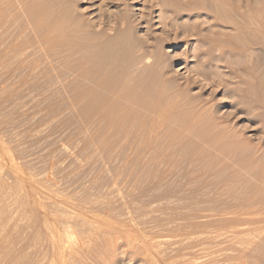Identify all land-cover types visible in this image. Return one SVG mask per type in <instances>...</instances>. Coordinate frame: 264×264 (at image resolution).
Wrapping results in <instances>:
<instances>
[{
	"label": "rangeland",
	"instance_id": "374dc122",
	"mask_svg": "<svg viewBox=\"0 0 264 264\" xmlns=\"http://www.w3.org/2000/svg\"><path fill=\"white\" fill-rule=\"evenodd\" d=\"M64 1L0 0V264H264V1Z\"/></svg>",
	"mask_w": 264,
	"mask_h": 264
},
{
	"label": "bare ground",
	"instance_id": "6f19581e",
	"mask_svg": "<svg viewBox=\"0 0 264 264\" xmlns=\"http://www.w3.org/2000/svg\"><path fill=\"white\" fill-rule=\"evenodd\" d=\"M62 1H63V0H62ZM65 1H67V2H65ZM65 1H64V4L69 2V3H70V4L68 3L69 6L71 5V3H73V1H70V0H65ZM126 1H127V0H126ZM147 1H148V0H147ZM151 1H152V0H151ZM155 1H159V0H155ZM161 1H162V0H161ZM179 1H180V0H179ZM182 1H183V0H182ZM187 1H188V0H187ZM220 1H224V0H220ZM225 1H226V0H225ZM240 1H241V0H240ZM247 1L250 2V3H249L247 6H245V7L243 6V8H242V10H241V13H242L244 16H246V15H247V16L251 15V17L253 16V17L256 18L257 11H258L259 9L257 10L256 6H255L254 3H253V0H252V1L247 0ZM247 1L245 0V3H246ZM254 1H255V0H254ZM262 1H264V0H262ZM262 1H261V2H262ZM74 2H75V1H74ZM189 2H191V1H189ZM243 2H244V1H243ZM151 3H152V2H151ZM151 3H150V4H151ZM186 3H188V2H186ZM219 3H220V2H219ZM236 3H237V2H236ZM62 4H63V2H62ZM75 4H76V3H74V5H75ZM123 4H124V3H123ZM125 4H126V3H125ZM188 4H189V3H188ZM221 4H222V3H221ZM243 4H244V3H243ZM246 4H247V3H246ZM30 5H31V4H30ZM128 5H129V4H128ZM177 5H178V4H177ZM186 5H187V4H186ZM261 5H262V3H261ZM155 6H156V4H155ZM159 6H160V5H159ZM211 6H212V5H211ZM231 6H232V5H231ZM236 6H237V5H236ZM236 6H235V7H236ZM67 7H68V5H67ZM72 7H73V6H72ZM72 7H71V8H72ZM172 7H173V6H172ZM186 7H187V6H186ZM74 8H75V7H74ZM127 8H128V7H127ZM146 8H148V7H146ZM150 8H151V7H150ZM164 8H165V7H164ZM166 8H167V7H166ZM175 8H176V7H175ZM181 8H182V7H181ZM262 8H263V7H262ZM68 9H70V8L68 7ZM160 9H161V7H160ZM198 9H199V8H198ZM203 9H204V8H203ZM222 9H223V8H222ZM240 9H241V8H239V11H240ZM263 9H264V8H263ZM64 10H65V9H64ZM71 10H72V9H71ZM124 10H126V8H124ZM166 10H167V9H166ZM194 10H195V9H194ZM220 10H221V9H220ZM220 10H219V11H220ZM229 10H230V9H229ZM121 11H122V10H121ZM128 11H129V10H128ZM144 11H145V10H144ZM146 11H148V10H146ZM163 11H164V9H163ZM124 12H125V11H124ZM174 12L176 13V11H174ZM188 12H189V11H188ZM200 12H201V11H200ZM221 12H222V11H221ZM221 12H220V13H221ZM235 12H236V10H235ZM260 12H261V11H260ZM65 13H66V12H65ZM72 13H73V12H72ZM72 13H71V14H72ZM142 13H143V14L141 15V17H144L146 14H145L143 11H142ZM149 13H150V11H149ZM165 13H166V12H165ZM192 13H193V12H192ZM232 13H233V12H232ZM239 13H240V12H239ZM61 14H62V13H61ZM74 14H75V13H74ZM116 14H117V13H116ZM161 14H162V12H161ZM177 14H178V12H177ZM188 14H189V13H188ZM222 14H223V13H222ZM234 14H235V13H234ZM242 14H241V15H242ZM64 15H65V14H64ZM78 15H79V14H78ZM117 15H118V14H117ZM123 15H127V17L125 16V17L123 18V16H120L119 18H120V19H121V18H122V19H126L125 22H124V24L127 23L129 26H130V24H131V26H133L131 17L128 18L127 10H126L125 14H123ZM129 15H130V14H129ZM147 15H148V13H147ZM203 15H204V14H203ZM216 15H217V14H216ZM229 15H230V14H229ZM70 16H71V15H70ZM73 16H74V15H73ZM106 16H107V15H106ZM148 16H149V15H148ZM198 16H199V15H198ZM206 16H207V15H206ZM230 16H231V15H230ZM235 16H237V15H235ZM66 17H67V16H66ZM223 17L225 18V16H223ZM251 17H249V18L252 19L253 17H252V18H251ZM68 18H69V17H68ZM71 18H72V17H71ZM104 18H105V17H104ZM107 18H109V17L107 16ZM107 18H106V19H107ZM117 18H118V17H117ZM119 18H118V19H119ZM207 18H208V16H207ZM224 18H223V19H224ZM255 18H253V19H255ZM110 19H112V18H110ZM110 19H109V20H110ZM130 19H131V22H130ZM142 19H143V18H142ZM164 19H165V18H164ZM205 19H206V18H205ZM208 19H209V18H208ZM208 19H207V20H208ZM213 19H214V18H213ZM219 19H220V18H218V20H219ZM227 19H229V18H227ZM247 19H248V18H247ZM257 19H258V18H257ZM101 20H102V21H101V24L103 23L104 27L109 26V25H108L109 23H108L105 19L103 20V18H102ZM162 20H163V19H162ZM165 20H166V19H165ZM165 20H164V21H165ZM199 20H200V19H199ZM201 20H202V19H201ZM115 21H116V20H115ZM128 21L130 22V24H129ZM145 21H146V20H145ZM148 21H149V20H148ZM261 21H262V18H261ZM166 22H167V20L164 22L165 24H164V23H163V24L166 25ZM197 22H198V20H197ZM203 22H204V21H203ZM211 22H212V20H211ZM218 22H219V21H218ZM247 22H248V21H247ZM254 22H255V20H254ZM257 22H258V21H257ZM56 23H57V22H56ZM56 23H55V24H56ZM62 23H63V22H62ZM75 23H76V22H75ZM59 24H60V23H59ZM83 24H84V23H83ZM119 24H122V27H124L123 21L120 22ZM198 24H199V23H198ZM211 24H212V23H211ZM225 24H226V23H225ZM236 24H237V23H236ZM239 24H241V23H239ZM239 24H237V25H239ZM248 24H250V23H248ZM128 25H125V27H126V26L128 27ZM193 25H194V24H193ZM73 26H74V25H73ZM110 26H111L110 28H112V29H111L112 32H113V29L116 28V27L118 28V30L120 29V28H119L120 26H119V27H118V26H116V27L114 26V27H113V24H111ZM131 26H130V29H128L129 31H131V29H132ZM200 26H201V25H198L199 28L202 27V26H201V27H200ZM206 26H207V25H206ZM253 26H254V25H253ZM65 27H66V26H65ZM75 27H76V26H75ZM75 27H74V28H75ZM122 27H121V28H122ZM148 27H149V26H148ZM165 27L168 28V29H167V28L165 29V34L167 35V38H165L163 41H161V43H163L164 41L167 42V41H170V40L177 41V40H178V37H179V35H178V30H179L180 27L178 28L177 26H175L174 23H172L171 26H170V24L168 23L167 26H165ZM198 27H196V29H197ZM214 27H215V26H214ZM218 27H219V26H218ZM226 27H227V26H226ZM239 27H240V26H239ZM257 27H258V26H257ZM260 27H261V26H260ZM69 28H70V27H69ZM71 28H72V27H71ZM117 28H116V30H117ZM128 28H129V27H128ZM236 28H237V27H236ZM254 28H255V27H254ZM122 29H123V28H122ZM126 29H127V28H126ZM126 29H123V30H126ZM149 29H150V28H149ZM239 29H240V28H239ZM256 29H257V28H256ZM89 30H90V29H89ZM116 30H114V31L117 32L118 30H117V31H116ZM133 30H134V29H133ZM133 30H132V32H133ZM146 30H147V29H146ZM216 30H217V29H216ZM233 30H234V29H233ZM251 30H252V28H251ZM253 30H254V29H253ZM57 31H58V30H57ZM93 31H94V30H93ZM129 31H128V33H129ZM147 31H148V30H147ZM187 31H188V30L186 29V33H187ZM194 31H195V29H194ZM194 31H192L193 34L195 33ZM207 31H208V30H207ZM214 31H215V30H214ZM221 31H222V30H221ZM234 31H235V30H234ZM78 32H79V30H78ZM115 32H113V33H115ZM118 32H120V31H118ZM132 32H130L129 34L132 35V34H133ZM150 32H151V31H150ZM189 32H190V31H189ZM189 32H188V33H189ZM196 32H197V31H196ZM203 32H204V31H203ZM251 32H253V31H251ZM74 33H75V32H74ZM81 33H82V32H81ZM87 33H88V34H87ZM87 33H86L87 36H86V34H85V37L87 38V40L93 41L92 38H93L94 36H92V35L89 33V31H88ZM106 33H107V32H106ZM135 33H136V32H135ZM135 33H134V34H135ZM148 33H149V32H148ZM173 33H174V35H175L174 37H172V34H173ZM179 33H180V32H179ZM241 33H242V32H241ZM75 34H76V33H75ZM82 34H83V33H82ZM97 34H98V33L95 34V35H96L95 37H97L98 35H100V34H98V35H97ZM115 34H116V33H115ZM134 34H133V39H134V37H136V35L134 36ZM150 34H151V33H150ZM163 34H164V33H163ZM195 34H196V33H195ZM195 34H194V35H195ZM203 34H204V33H203ZM221 34H222V33H221ZM230 34H232V33H230ZM237 34H238V33H237ZM244 34H245V33H244ZM256 34H257V33H256ZM77 35H78V37H81L80 34H76V36H77ZM111 35H112V34H111ZM131 35H130V36H131ZM145 35H146V34H145ZM201 35H202V34H201ZM65 36H66V35H65ZM68 36H69V35H68ZM109 36H110V35H108V38H109ZM112 36H113V35H112ZM112 36H111L110 38H112ZM118 36H119V35H118ZM126 36H127V35H126ZM152 36H153V35H152ZM160 36H161V35H160ZM160 36H159V37H160ZM232 36H233V35H232ZM250 36H251V35H250ZM98 37H99V36H98ZM103 37H105V36H103ZM114 37H116V38H113V41L117 42V41H116V39L118 38L117 35H114ZM119 37H120V36H119ZM146 37L149 38V34H147ZM154 37H155V36H154ZM156 37H158V36H156ZM251 37H252V36H251ZM131 38H132V37H131ZM150 38H151V37H150ZM152 38H153V37H152ZM152 38H151V39H152ZM184 38H187V37H184ZM188 38H189V37H188ZM201 38H203V37H201ZM201 38H200V40H199L198 38H197V39H198L199 41H202L203 39H205V38H203V39L201 40ZM244 38H245V37H244ZM255 38H256V37H255ZM80 39H81V38H80ZM91 39H92V40H91ZM97 39H100V38H97ZM97 39H96V40H97ZM105 39H106V37L104 38V40H105ZM133 39H132V40H133ZM137 39H138V37H137ZM157 39H158V38H157ZM160 39L162 40V38H159L158 40L160 41ZM179 39H180V38H179ZM206 39H207V38H206ZM206 39H205V41H206ZM223 39H224V37H223ZM238 39H239V38H238ZM261 39H262V38H261ZM94 40H95V38H94ZM104 40H102V41L104 42ZM106 40H107V39H106ZM109 40L111 41L112 39H109ZM109 40L105 41L106 45H107V42H108L109 44L112 42V41L109 42ZM118 40H119V42H118L119 44H123V43H124V42L120 43V42L123 40L122 38H121V39H118ZM128 40L130 41L131 39L129 38ZM135 40H136V38H135ZM148 40H149V39H148ZM154 40L156 41V38H154ZM158 40H157V41H158ZM253 40H254V39H253ZM77 41H78V40H77ZM82 41H83V39H82ZM90 41H89L88 43H92V42H90ZM98 41L101 42V40H97V42H96V41H95V42H96V43H99ZM123 41H125V39H124ZM129 41H128V42H129ZM136 41H137V40H136ZM141 41H142V40H141ZM159 41H158V42H159ZM215 41H216V40H215ZM229 41H230V40H229ZM51 42H52V43H51ZM95 42H94V43H95ZM145 42H146V43H145ZM148 42H151V41H150V40H149V41L144 40L143 43H145V44H143V45H145V46H144L145 53H143V54L141 55V57H138V59H137V54H136V58H135V62H136V63L133 61L132 64H133V65H137V63H139V64H138L139 67H140V66H142V67L144 66V67H146L147 69H148V68H153V67H155V66H157V68H158V65H161L160 62H162V61L164 60L162 57L159 58V56L161 55V54L159 55V53L157 52V51H158V46H159V45H158L157 42H155V43H157V44H156V47H157V48H156V47H155V43H154V44L152 43V42H154L153 40H152V42H151L150 44H149ZM50 43H51V48H54V44H55L54 37L51 38ZM253 43H254V42H253ZM62 44H63V43H62ZM62 44H60V45H62ZM64 44H65V43H64ZM76 44H77V43H76ZM81 44H82V43H81ZM125 44H126V43H125ZM147 44H148V46H147ZM159 44H160V43H159ZM163 44H164V43H163ZM96 45H99V44H96ZM100 45H102V44H100ZM114 45H115V43H114ZM130 45H131V44H130ZM206 45H207V44H206ZM103 46H104V45H103ZM120 46H121V45H120ZM125 46H126V45H125ZM125 46H124V47H125ZM131 46H132V45H131ZM161 46H163V45L161 44ZM161 46H160V47H161ZM199 46H200V44H199ZM204 46H205V45H204ZM209 46H210V45H209ZM209 46H208V47H209ZM218 46H219V45H218ZM115 47H117V46H115ZM126 47L129 48V45L126 46ZM135 47H136V46H135ZM151 47H153V48H151ZM206 47H207V46H206ZM220 47H221V46H220ZM105 48H107L106 51L109 50V51H108L107 53H105V54H106L107 56H108V54L110 55L111 52H110V47H109V45L105 46L103 49H105ZM118 48H120V47H118ZM118 48H117V50H118V52H117V51L115 50L116 48L113 49V47H112V58H111V60H113V55H116L115 51L119 54V49H118ZM137 48H138V46H137ZM155 48H156L157 50H155ZM209 48H210V47H209ZM212 48H213V47H212ZM230 48H231V47H230ZM230 48H229V49H230ZM100 49H102V47H101ZM129 49H130V48H129ZM199 49H200V48H199ZM114 50H115V51H114ZM121 50H122V49H120V51H121ZM123 50H125V49H123ZM127 50H128V49H127ZM142 50H143V49H142ZM206 50H207V49H206ZM218 50H219V49H218ZM230 50H231V49H230ZM136 51H137V50H136ZM136 51H133V53L136 52ZM159 51H160V50H159ZM215 51H216V50H215ZM253 51H254V50H253ZM253 51H252V52H253ZM99 52H100V51H99ZM109 52H110V53H109ZM130 52H131V51H130ZM204 52H205V51H204ZM212 52H213V51H212ZM101 53H102V52H101ZM133 53H132V54H133ZM138 53H140V52H138ZM157 53H158V54H157ZM254 53H255V52H254ZM103 54H104V52L102 53V55H103ZM118 54H117V55H118ZM120 54H123V53L120 52ZM127 54H128V53H127ZM132 54L130 53L131 56H132ZM117 55H116V56H117ZM130 55H129V56H130ZM157 55H158V56H157ZM120 56H121V55H120ZM138 56H139V54H138ZM164 56H165V55H164ZM110 57H111V55H110ZM114 57H115V56H114ZM118 57H119V55H118ZM118 57H117V58H118ZM122 57H123V55H122ZM122 57L120 58V59H121L120 61L123 60ZM132 57L134 58L135 56H132ZM165 57H166V56H165ZM249 57H250V56H249ZM252 57H253V56H252ZM252 57H250V58H252ZM108 58H109V56H108ZM161 58H162L163 60H162ZM115 59H116V58H115ZM129 59H131V58H129ZM136 59H137V60H136ZM116 60H117V59H116ZM118 60H119V59H118ZM131 60H134V59H131ZM161 60H162V61H161ZM248 60H249V59H248ZM254 60H255V59H254ZM120 61H119V62H120ZM123 61H124V60H123ZM125 61L127 62V59H126ZM125 61H124V62H125ZM137 61H138V62H137ZM114 62H116V61H114V60L112 61V66H113V63H114ZM124 62H123V63H124ZM126 62L123 64V65H124L123 67H127ZM164 62H165V60L163 61L162 64H165ZM166 62H167V61H166ZM251 62H252V61H251ZM128 63H131V62L129 61ZM114 64H116V63H114ZM117 64H119V63H117ZM120 64H121V62H120ZM132 64H131V65H132ZM203 64H204V63H203ZM249 64H250V63H249ZM121 65H122V64H121ZM125 65H126V66H125ZM129 65H130V64H128V66H129ZM161 66H162V65H161ZM166 66H167V65H166ZM168 66H169V64H168ZM251 66H252V65H251ZM129 67H130V66H129ZM129 67H128V68H129ZM139 67H138V68H139ZM130 68H133V67H130ZM130 68H129V69H130ZM134 68H135V67H134ZM136 68H137V67H136ZM146 68H144L145 71H146ZM195 68H196V67H195ZM244 68H245V67H244ZM247 68H248V67H247ZM251 68H252V67H251ZM129 69H128V70H129ZM136 70H137V69H136ZM140 70H143V69L140 68ZM151 70H152V69H150V71H151ZM112 71H113V70H112ZM114 71H115V70H114ZM114 71H113L112 73H115V72H116V71H115V72H114ZM123 71H124V70H123ZM132 71H133V70H132ZM137 71H139V69H138ZM153 71H154V70H153ZM160 71H162V70L160 69ZM117 72H118V71H117ZM133 72H134V71H133ZM141 72H142V71H141ZM147 72H148V70H147ZM143 73H144V71H143ZM145 73H146V72H145ZM145 73H144V74H145ZM148 73H149V72H148ZM205 73H206V72H204V74H205ZM134 74H137V75H138L137 72H135ZM134 74H133V75H134ZM150 74H151V72H150ZM130 75H131V74H130ZM251 75H252V74H251ZM142 76H143V75H142ZM148 76H149V75H148ZM238 76H239V75H238ZM112 77L116 78V76H112ZM131 77H132V76H131ZM135 77H136V76H135ZM135 77H134V78H135ZM140 77H141V75H140ZM151 77H152V75H151ZM240 77H242V76H240ZM120 78H121V77H120ZM123 78H124V77H123ZM134 78H133V79H134ZM112 79H113V78H112ZM126 79H127V78H126ZM128 79H129V78H128ZM133 79H131V80H133ZM149 79H150V78H149ZM113 80H114V79H113ZM124 80H125V79H124ZM175 80H176V79H175ZM240 80H241V79H240ZM242 80H244V79H242ZM245 80H246V79H245ZM143 81H144V80H143ZM143 81H142V84H144V85L146 86V84H145L146 81H145V82H143ZM167 81H168V80H167ZM192 81H193V80H192ZM192 81H191V84L193 83ZM250 81H251V80H250ZM250 81H249V82H250ZM113 82H114V81H113ZM120 82H122V81H120ZM133 82L136 83L137 81H135V79H134ZM240 82H241V81H240ZM244 82H245V81H244ZM112 84H113V83H112ZM142 84H141V85H142ZM188 84H190V82H189ZM200 84H201V83H200ZM134 85H136V84H134ZM144 85H143V86H144ZM245 85H246V84H245ZM136 86H137V85H136ZM139 86H140V85H139ZM186 87H187V86H186ZM116 88H117V87H116ZM138 88H139V87H138ZM162 88H163V87H162ZM131 89H132V88H131ZM122 90H123V89H122ZM125 90H126V89H125ZM158 90H159V89H158ZM182 90H183V89H182ZM240 90H241V89H240ZM127 91H128V90H127ZM159 91H160V90H159ZM159 91H158V92H159ZM246 91H247V90H246ZM250 91H251V90H250ZM254 91H255V90H254ZM254 91H253V92H254ZM147 92H148V91H147ZM118 93H119V92H118ZM149 93H150V92H149ZM128 94H129V93H128ZM156 94H157V92H156ZM245 94H246V93H245ZM126 95H127V94H126ZM247 95H248V93H247ZM250 95H251V93H250ZM127 96H129V95H127ZM138 96H139V95H138ZM152 96H153V95H152ZM241 96H242V95H241ZM248 96H249V95H248ZM248 96H247V97H248ZM254 96H255V95H254ZM118 97H119V96H118ZM125 97H126V96H125ZM139 97H140V96H139ZM142 97H143V96H142ZM153 97H154V96H153ZM121 98H122V97H121ZM137 98H138V97H137ZM137 98H136V99H137ZM254 98H256V97H254ZM254 98H252V99H254ZM129 99H130V97H129ZM158 99H159V98H158ZM203 99H204V98H203ZM246 99H247V98H246ZM249 99H250V98H249ZM121 100H122V99H121ZM124 101H125V100H124ZM172 101H173V100H172ZM236 101H237V100H236ZM245 101H246V100H245ZM158 102H159V100H158ZM165 102H166V101H165ZM237 102L239 103V100H238ZM243 102H244V99H243ZM253 102H255V101H253ZM118 103H119V102H118ZM134 103H135V102H134ZM251 103H252V102H251ZM123 104H124V103H123ZM170 104L172 105V103H170ZM174 104H175V103H174ZM253 104H254V103H253ZM253 104H252V105H253ZM115 105H117V104H115ZM129 105H130V104H129ZM160 105H161V104H160ZM124 106H126V105H124ZM153 106H154V105H152V107H153ZM129 107H130V106H129ZM253 107H254V106H253ZM115 108H117V107H115ZM256 108H257V107H256ZM132 109H133V108H132ZM138 109H139V108H138ZM254 109H255V108H254ZM254 109H253V111H254ZM117 110H119V109H117ZM155 110H156V109H155ZM113 111H114V110H113ZM125 111H127V110L124 109V112H125ZM136 111H137V110H136ZM118 112H119V111H118ZM138 112H139V111H138ZM218 112H220V110L217 111V114H220V113H218ZM115 114H116V113H115ZM120 114H121V113H120ZM117 115H118V114H116V116H117ZM152 115H153V114H152ZM121 116H122V115H121ZM121 116H120V117H121ZM149 116H150V115H149ZM218 116H219V115H218ZM112 117H113V116H112ZM113 118H114V117H113ZM219 118H220V117H219ZM221 118H224V117H221ZM115 120H116V118H115ZM112 122H113V121H112ZM211 123H212V122H211ZM203 125H206V124H203ZM206 128H207V127H206ZM212 128H213V127H212ZM212 128H211V129H212ZM205 130H206V129H205ZM207 130H208V129H207ZM213 130H214V129H213ZM212 133H213V132H212ZM75 230H76V229H75ZM65 233H66V235H69V234H70L68 231H66ZM105 234H106V233H105ZM52 236H53V237H52V239H53L52 242H54V257H55L54 262H58L59 264H67V262H68V261H67V259H68L67 257H68L69 254L66 253L65 246L62 245V242H61V233H60V232H55V231H54ZM113 238H114V236H113ZM113 238H112V241H113ZM114 239H115V238H114ZM117 239H118V238H117ZM62 240H63V239H62ZM114 241H115V240H114ZM118 241H119V240H118ZM66 245H68V244H66ZM70 245H71V244H70ZM70 245H69V246H70ZM80 247H81V246H80ZM71 248H72V247H71ZM81 249H83V247H82ZM69 250H70V249H69ZM69 253L72 254L73 256H74V255H75V256H78V255L76 254V253H78V249L76 250V247H75V248L73 249V251H70ZM78 254H79V253H78ZM247 257H248V256H247ZM73 258H74V257H73ZM240 259H241V258H240ZM237 260H238V259H237ZM72 262H73V261H72ZM244 262H245V261H244ZM72 264H73V263H72ZM77 264H78V263H77ZM239 264H240V263H239Z\"/></svg>",
	"mask_w": 264,
	"mask_h": 264
}]
</instances>
